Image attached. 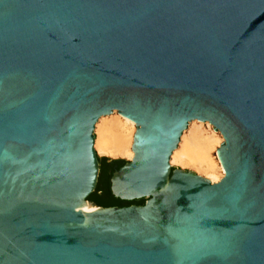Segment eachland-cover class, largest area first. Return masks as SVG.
Returning a JSON list of instances; mask_svg holds the SVG:
<instances>
[{
	"label": "water",
	"instance_id": "water-1",
	"mask_svg": "<svg viewBox=\"0 0 264 264\" xmlns=\"http://www.w3.org/2000/svg\"><path fill=\"white\" fill-rule=\"evenodd\" d=\"M116 113L144 206L89 200ZM195 122L217 183L172 166ZM0 264H264V0H0Z\"/></svg>",
	"mask_w": 264,
	"mask_h": 264
},
{
	"label": "bare ground",
	"instance_id": "bare-ground-1",
	"mask_svg": "<svg viewBox=\"0 0 264 264\" xmlns=\"http://www.w3.org/2000/svg\"><path fill=\"white\" fill-rule=\"evenodd\" d=\"M117 115L120 116L119 114ZM102 120L97 125L99 134L96 141L97 150L110 158L127 157L132 160L134 157L132 146L136 125L122 116L116 119H109V122H105L104 118ZM201 124L204 125V123ZM206 125L211 127L210 132L203 130V127L200 126L191 128L189 136L186 135L187 137H185L184 134L180 144L181 147L174 153L171 163L174 162L184 167L196 166L208 176H214L217 173V165L212 160L211 152L216 148L215 146L219 143V140L214 128L210 124ZM218 150L216 149L217 152ZM217 162L224 175L219 159ZM214 178L208 177L214 183L221 180V177L218 180Z\"/></svg>",
	"mask_w": 264,
	"mask_h": 264
},
{
	"label": "trees",
	"instance_id": "trees-1",
	"mask_svg": "<svg viewBox=\"0 0 264 264\" xmlns=\"http://www.w3.org/2000/svg\"><path fill=\"white\" fill-rule=\"evenodd\" d=\"M126 164L127 162L122 160L101 159V174L98 188L96 192L91 195L89 200L103 208H125L133 205L144 206L147 200L123 202L112 195L111 178L117 170L121 169Z\"/></svg>",
	"mask_w": 264,
	"mask_h": 264
},
{
	"label": "rangeland",
	"instance_id": "rangeland-1",
	"mask_svg": "<svg viewBox=\"0 0 264 264\" xmlns=\"http://www.w3.org/2000/svg\"><path fill=\"white\" fill-rule=\"evenodd\" d=\"M112 117V118H111ZM111 117H108V118H104V121L106 122V121H110L111 119H116V118H119L120 116H118L117 115V113L116 114H114L113 116H111ZM116 117V118H115ZM105 119H107V120H105ZM110 119V120H109ZM103 121V120H102ZM107 122V123H108ZM203 127V130H205V131H207V132H210V126H208V125H206V124H204V125H202L201 123H199V122H195V123H193L191 126H190V128H189V130L185 133V137H187V136H189L190 135V132L189 131H191L194 127ZM192 128V129H191ZM187 135V136H186ZM99 136V134H98V129H96V137H98ZM217 137H218V140H219V145L217 146H215L216 148H214V150L211 152V156H212V160H213V162L217 165V167H216V170H217V173L218 174H220V175H218L217 173L214 175V176H208L206 173H204L203 171H201L198 167H194V166H181V165H179V164H177V163H174V162H172V166H173V168H180V169H183V170H189V171H192V172H195L196 174H198V175H200V176H203V177H205V178H208V177H215V178H217V180L220 178V179H222L223 178V173L221 172V169H220V167H219V163L217 162L218 161V156H217V151H216V149H219L220 148V146H221V144L223 143V138H222V136L219 134L218 135V133H217ZM98 139V138H97ZM181 147V146H180ZM96 151H97V153H98V155H99V157H100V159H104V158H107V159H113V160H122V161H125V162H129L130 161V159L129 158H127V157H118V158H110V157H108V156H105V155H103V154H101L100 152H99V150H97V148H96ZM219 167V168H218ZM198 168V169H197ZM219 169V170H218ZM221 175H223V176H221ZM214 178V179H215ZM220 181V180H219ZM218 181V182H219Z\"/></svg>",
	"mask_w": 264,
	"mask_h": 264
},
{
	"label": "flooded vegetation",
	"instance_id": "flooded-vegetation-1",
	"mask_svg": "<svg viewBox=\"0 0 264 264\" xmlns=\"http://www.w3.org/2000/svg\"><path fill=\"white\" fill-rule=\"evenodd\" d=\"M117 168V167H116Z\"/></svg>",
	"mask_w": 264,
	"mask_h": 264
}]
</instances>
